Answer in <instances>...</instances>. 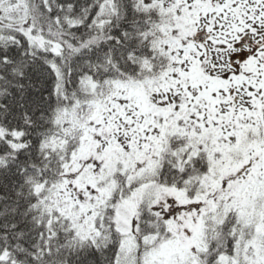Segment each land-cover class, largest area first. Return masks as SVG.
Instances as JSON below:
<instances>
[{
  "label": "snow or ice",
  "instance_id": "obj_1",
  "mask_svg": "<svg viewBox=\"0 0 264 264\" xmlns=\"http://www.w3.org/2000/svg\"><path fill=\"white\" fill-rule=\"evenodd\" d=\"M0 264H264V0H0Z\"/></svg>",
  "mask_w": 264,
  "mask_h": 264
}]
</instances>
